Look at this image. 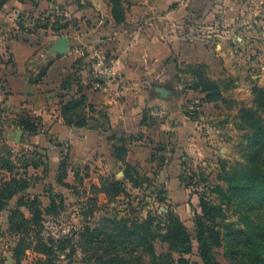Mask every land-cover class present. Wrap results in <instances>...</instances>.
<instances>
[{"label":"crops","instance_id":"0c3cea01","mask_svg":"<svg viewBox=\"0 0 264 264\" xmlns=\"http://www.w3.org/2000/svg\"><path fill=\"white\" fill-rule=\"evenodd\" d=\"M176 1L174 12H164ZM188 1L123 0L125 18L117 22L109 0H8L0 8L1 124L7 122L11 131L16 129L12 132L15 136L17 128L22 130V138L35 147L42 146L39 151L48 154L51 174L58 172L63 145L71 161L86 162L99 155L95 160H111L119 169L116 174L124 177L123 161L112 149L124 142L127 163L149 175L164 156L158 176L165 179L169 190L174 182L181 188V165L196 160L201 151L209 154L207 143L199 140V128L208 127L219 110L214 103L202 102L197 119L187 114V102L199 103L203 95L175 88L171 66L175 54L187 62L204 61L213 66L221 61L222 68L236 77L243 97L253 98L249 83L264 87V0H240L236 12L225 0L222 17L227 29L214 41L215 26L209 22L213 34L205 47H199L194 38L182 43V38L165 33L166 17L180 22L187 14L195 15L196 9L187 10ZM205 2L208 21L218 10L215 0ZM58 7L61 10L56 12ZM57 15H64L69 25L54 30ZM46 17H50L48 27L34 28L37 22L46 23ZM233 17H237V26L228 28ZM62 36L69 40L67 53L56 49ZM234 42L242 50H235ZM97 49L119 59L116 76L98 90L90 85V62ZM43 70L45 74L40 76ZM157 87L172 92L162 97ZM80 96L86 97L80 117L84 124H75L77 120L67 123L63 109ZM27 120L38 127L36 133L23 129ZM53 142L58 147H53ZM211 157L202 161L203 169ZM3 253L1 246L0 255Z\"/></svg>","mask_w":264,"mask_h":264},{"label":"rangeland","instance_id":"374dc122","mask_svg":"<svg viewBox=\"0 0 264 264\" xmlns=\"http://www.w3.org/2000/svg\"><path fill=\"white\" fill-rule=\"evenodd\" d=\"M239 2L240 0H229L227 3L225 0H215V8L218 11L214 12V16L208 18L207 21L205 0H195L194 2L189 0L186 8L187 10L196 9L195 15L187 14L180 22L174 18L166 17L163 22L165 33L182 38V43L189 42L190 38H194L199 47H205L206 44H210L208 41L212 39L211 34L214 33V41H218L220 37L218 34L222 35L221 31L227 29L223 26L222 8L228 5L236 12ZM177 5V1L171 3L164 12H174ZM233 18V24L228 25V28H236L234 26H237V17ZM209 22L215 26L213 33L208 28L211 25ZM233 44L236 46L235 50H242V47L238 46V42ZM196 63L207 65L204 71L224 87L225 100L214 103L219 114L210 120L208 127L200 126L199 128V132H202L199 140L207 143L206 151L209 154H204L206 152L201 151L202 154H198L196 160L194 158L181 165L182 172L184 171L181 174L183 177L179 176L181 188L175 186L174 182L173 186L170 184L173 187L172 191L168 189L165 179L158 176L159 168L158 164H155L149 174V180L142 181L138 187H133L132 183L126 181V193L115 198L108 197L101 191V183L104 177L108 176H114L117 179L124 178L116 174V171L119 170L117 164L114 165L111 160H101L100 157L95 160V156L99 155H92L86 162L71 161L67 146L63 145L60 146L61 160L68 156L66 181L72 184V187L61 185L57 182L59 172L50 173L48 154L39 151L42 146L35 147L25 137L19 139L15 136L16 129L12 128L11 131V128L6 126L7 122L4 124L0 122V164L3 161H8L14 165L12 173L5 169L0 170V184L13 174L18 177L20 175L26 177L30 181V186L9 202V208H13L18 199L23 196L38 195L44 208L50 203V193L60 194L64 199L63 204H58L54 212L44 216L42 234L46 238L54 239L56 243L55 252L51 256L52 263L110 264L107 262V257L103 255V251L95 246V243L83 242L87 228H103L106 225L105 218L125 216L133 221L141 220L149 215L156 218L155 224L162 226V223H158L159 216H163L171 210L180 217L193 239V250L184 256L188 258L189 264H203L199 255L195 224V215L201 212V199L222 205L228 220H239L237 206L233 199L226 194L228 182L224 175L226 171L231 172L233 168L237 169L241 164H246L251 153L252 130L247 120L242 119V116L244 109L253 108V98L251 96L243 97L238 92L236 77L222 68L221 61L213 66L204 61L187 62L181 55L175 54L171 66L175 75V88L180 92H184L185 86L194 78L188 64ZM250 88H252L251 83H249ZM188 110L191 111L189 108ZM204 129L207 131L204 132ZM17 130L20 129L17 128ZM14 131L15 133L12 134ZM53 147H58L57 142H53ZM203 149L206 148L203 146ZM211 156L214 158L211 162L207 161L208 165L203 169L202 161L212 158ZM103 157L105 156L103 155ZM35 163L39 165L34 167ZM121 168H123L122 165ZM136 169L138 170V168ZM141 175L147 174L142 173ZM159 191L162 192L159 193ZM23 210L26 216H30L27 209L23 208ZM8 215L7 209L0 211V242L6 253L0 255V264H16L11 249L17 241V237L8 230ZM154 246L158 255L170 251L168 243L159 239L154 241ZM172 253L175 259L179 258L178 251L174 250ZM213 253L220 264H236L228 256L225 244L215 247ZM37 256V253L28 249L22 264H37Z\"/></svg>","mask_w":264,"mask_h":264},{"label":"trees","instance_id":"16d2710c","mask_svg":"<svg viewBox=\"0 0 264 264\" xmlns=\"http://www.w3.org/2000/svg\"><path fill=\"white\" fill-rule=\"evenodd\" d=\"M7 1L0 0V8ZM109 1L115 20L121 22L125 18L123 0ZM54 10L58 12L61 7ZM45 19L46 23H38L39 20H37L34 28L48 27L50 17ZM68 25L69 21L64 15H57L52 27L54 30H59ZM188 67L194 78L185 86L183 93L192 90L203 94L199 103L190 100L186 106L187 114L192 119H197L199 110L189 111V104L194 103L196 107H199L202 102L224 101V87L219 81L206 74L204 69L207 65L205 63L188 64ZM44 74L43 70L40 76ZM93 82L94 79L91 76L90 85L92 88ZM252 93L254 106L244 109L242 116V119L247 120L252 130L251 153L246 164H241L237 169L233 168L231 172L226 171L224 175L228 182L226 194L235 202L239 220H228L222 205L201 199V212L195 215V224L196 240L199 244V255L203 264H220L214 256L213 249L222 244L226 245L228 256L236 264L244 262L264 264V87L256 84L252 87ZM85 106V96L73 98L68 102L63 109L67 123L77 120L75 124H84V118L80 117L83 115ZM22 124L24 130L30 133L37 132L38 127L30 120ZM112 149L113 155L123 161L124 178L104 177L101 191L108 197L115 198L126 193V181L132 183L133 187H138L142 181L149 180L150 177L141 175L135 166L125 161L128 149L124 142L114 144ZM154 156L155 152L151 155L152 160H154ZM165 159L164 156L158 158L157 167L159 169ZM34 165L37 167L39 164L35 163ZM13 166L10 162L3 161L0 164V169L12 173ZM58 172L57 182L72 187V184L66 181L68 156L61 160ZM29 186L30 181L26 177L21 175L18 177L15 174L4 179L0 184V211L5 209L9 211L8 230L17 237L11 252L16 264H22L28 249L38 254L37 264H54L51 256L55 252L56 243L54 239L46 238L42 234L43 222L44 216L54 212L58 204H63L64 199L60 194L50 193V203L44 208L38 195L23 196L18 199L13 208H9V202ZM161 192L159 191V193ZM23 208L28 210L30 216H26ZM159 218L158 223H162V226L155 224L156 218L150 215L133 221L125 216L105 218L106 225L103 228L86 229L83 242L95 243V246L103 251V255L107 257V262L110 264H189L188 258L184 255L193 250V239L187 227L180 217L171 210ZM156 239L168 243L170 251L158 255L154 246ZM174 250L180 253L178 259L174 258L172 253Z\"/></svg>","mask_w":264,"mask_h":264},{"label":"built area","instance_id":"2783aa9c","mask_svg":"<svg viewBox=\"0 0 264 264\" xmlns=\"http://www.w3.org/2000/svg\"><path fill=\"white\" fill-rule=\"evenodd\" d=\"M92 55L91 75L94 79L93 88L98 90L106 83V80L116 76L119 59L109 57L101 49L94 50ZM188 108L191 111L199 110V107H196L194 103L189 104Z\"/></svg>","mask_w":264,"mask_h":264},{"label":"water","instance_id":"95a60500","mask_svg":"<svg viewBox=\"0 0 264 264\" xmlns=\"http://www.w3.org/2000/svg\"><path fill=\"white\" fill-rule=\"evenodd\" d=\"M56 49H58L60 52L62 53H67L69 50V40L66 36H62L60 37L57 45H56ZM160 95L162 97H167L169 94H171V90L166 88V87H157L156 88ZM23 133L21 130L17 131V136L19 139L22 137Z\"/></svg>","mask_w":264,"mask_h":264}]
</instances>
